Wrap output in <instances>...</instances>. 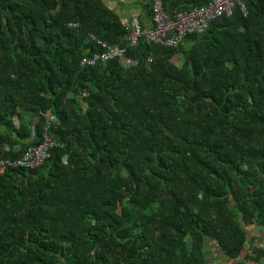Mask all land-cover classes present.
I'll return each mask as SVG.
<instances>
[{
	"label": "trees",
	"instance_id": "16d2710c",
	"mask_svg": "<svg viewBox=\"0 0 264 264\" xmlns=\"http://www.w3.org/2000/svg\"><path fill=\"white\" fill-rule=\"evenodd\" d=\"M241 1L174 48L128 45L104 0H0V159L56 142L0 174V264H264V0ZM89 34L137 64L81 65Z\"/></svg>",
	"mask_w": 264,
	"mask_h": 264
},
{
	"label": "built area",
	"instance_id": "2783aa9c",
	"mask_svg": "<svg viewBox=\"0 0 264 264\" xmlns=\"http://www.w3.org/2000/svg\"><path fill=\"white\" fill-rule=\"evenodd\" d=\"M235 5H238L240 10L245 12L241 0H209L206 5L193 7L189 11L177 12L170 16L164 12L155 0L151 6V26H142L138 15L133 14L129 19L128 32L124 36V41L130 46L136 45L141 40L147 44L158 43L177 48L183 43L188 34H200L208 27L211 20L221 15H230ZM70 25L75 24L70 23ZM87 39L98 50L81 59L80 64L83 66L105 64L114 58L119 59L125 67L135 65L138 62L137 59L126 57L125 46L108 43L94 34H89ZM147 60L150 61L151 58L148 57ZM47 128L48 125L42 132L41 142L27 146L19 155V158L12 161L0 159V174L11 166L34 168L41 164L48 157V149L56 145V142L47 134Z\"/></svg>",
	"mask_w": 264,
	"mask_h": 264
},
{
	"label": "crops",
	"instance_id": "0c3cea01",
	"mask_svg": "<svg viewBox=\"0 0 264 264\" xmlns=\"http://www.w3.org/2000/svg\"><path fill=\"white\" fill-rule=\"evenodd\" d=\"M146 0H104L105 5L116 11L124 24H129V19L133 14H137L143 25H147L148 18L143 13L142 4Z\"/></svg>",
	"mask_w": 264,
	"mask_h": 264
},
{
	"label": "rangeland",
	"instance_id": "374dc122",
	"mask_svg": "<svg viewBox=\"0 0 264 264\" xmlns=\"http://www.w3.org/2000/svg\"><path fill=\"white\" fill-rule=\"evenodd\" d=\"M180 61H181V57L178 56L177 59H176V62H177V63H180ZM254 229H256V228L254 227ZM254 229H251V231L254 233V235H256V234H257V235H260V232H259V231L257 232V230H254ZM253 230H254V231H253ZM252 232H250V233L252 234ZM259 242L262 243L263 240H259ZM208 251H209V253H210V257H212V253H213V252H219L218 249H217L216 247H212V248H210ZM217 256H219V255H217ZM215 258L217 259L218 257H215ZM213 260H214V259H213ZM213 260H212V261H213ZM223 260H224V259L218 258L217 260H214V262H215V263H219V262H221V261H223ZM239 261H240V262L242 261V257H240V258H238V259H236V260H234V261H230V262L228 261V262H223V263L221 262V263H222V264H238Z\"/></svg>",
	"mask_w": 264,
	"mask_h": 264
}]
</instances>
